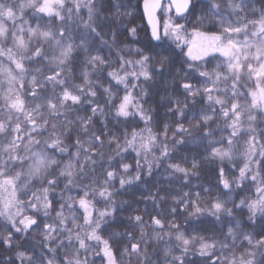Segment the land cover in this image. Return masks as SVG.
Here are the masks:
<instances>
[{
    "label": "snow or ice",
    "instance_id": "snow-or-ice-1",
    "mask_svg": "<svg viewBox=\"0 0 264 264\" xmlns=\"http://www.w3.org/2000/svg\"><path fill=\"white\" fill-rule=\"evenodd\" d=\"M140 7L0 0V264H264V3Z\"/></svg>",
    "mask_w": 264,
    "mask_h": 264
},
{
    "label": "trees",
    "instance_id": "trees-1",
    "mask_svg": "<svg viewBox=\"0 0 264 264\" xmlns=\"http://www.w3.org/2000/svg\"><path fill=\"white\" fill-rule=\"evenodd\" d=\"M143 0H139L140 2V6H141V2ZM164 1H162L163 3ZM125 3H131V5L135 6L137 4V0H125ZM140 13H142L141 11V7H140V11L137 12L136 14V20L133 21L134 24H140ZM158 16H159V12H158ZM125 23L127 22V18H121ZM116 24L119 25L120 24V20L116 21ZM143 24H146L145 21L143 20ZM120 40L124 41L125 36L127 35L126 32L124 31L123 28H120ZM139 37L141 39L145 38V32L143 30V28H141V30L139 31ZM129 39H131L129 37ZM102 51L106 54L108 49L104 48L102 49ZM171 86L169 87V91H171ZM153 92L155 93L154 97H153V106L157 108V115L160 118H163L165 116V106L163 104L158 103L159 101V97L160 95H163V88H161L159 85L153 88ZM112 127L114 128V130L118 129V125H115L113 123ZM193 148V150H195V146H191ZM147 184L150 186L153 183H155L156 181H160V187L163 188L166 191H172L175 188L179 187V185H172L171 188L169 187V184L167 183V181L165 180V178L159 176V174H157L155 177H147ZM195 183V182H194ZM187 190V189H185ZM153 192H155V189H153ZM148 192L147 189L145 187H140L136 193H135V197H134V204L133 207H137L141 210H143L146 206H150V201H146L142 199V196H147ZM124 199H129L128 196L123 197ZM147 219V217H146ZM121 223H126L124 216H121Z\"/></svg>",
    "mask_w": 264,
    "mask_h": 264
},
{
    "label": "clouds",
    "instance_id": "clouds-1",
    "mask_svg": "<svg viewBox=\"0 0 264 264\" xmlns=\"http://www.w3.org/2000/svg\"><path fill=\"white\" fill-rule=\"evenodd\" d=\"M260 3H264V0H257V7L260 6ZM129 26H131V25H129ZM120 46L123 47V46H124L123 43H121ZM153 155H156V153H153ZM150 160H151V156L149 157V161H150ZM163 170H164V169L162 168L161 171H163ZM191 222H192V223H199V220L196 219V218H193ZM30 239H31V240L33 241V243H35L37 246L39 245V243H40V236H39V234H34V236L31 237ZM121 264H128V261L125 259V260L121 261Z\"/></svg>",
    "mask_w": 264,
    "mask_h": 264
},
{
    "label": "water",
    "instance_id": "water-1",
    "mask_svg": "<svg viewBox=\"0 0 264 264\" xmlns=\"http://www.w3.org/2000/svg\"><path fill=\"white\" fill-rule=\"evenodd\" d=\"M162 1H164V0H162ZM142 5H143V1L141 2V11L143 10ZM144 21H145V23L147 24V20H146V18L144 19Z\"/></svg>",
    "mask_w": 264,
    "mask_h": 264
}]
</instances>
